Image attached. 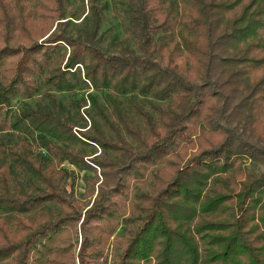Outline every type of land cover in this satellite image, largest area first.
I'll return each mask as SVG.
<instances>
[{
	"label": "trees",
	"instance_id": "16d2710c",
	"mask_svg": "<svg viewBox=\"0 0 264 264\" xmlns=\"http://www.w3.org/2000/svg\"><path fill=\"white\" fill-rule=\"evenodd\" d=\"M9 1L0 0L8 29L13 20L32 16L18 7L22 0ZM55 1L62 16L63 2ZM125 2L127 23L117 52L106 53L100 44L106 8L100 0H87L91 23L83 33L58 29L29 44L0 46V67L16 57L0 80V264H74L75 259L64 234L79 214L47 204L64 201L56 181L67 170L35 153L32 142L84 167L58 143L80 137L61 116L64 105L53 93L47 94L49 102L27 105L17 114L8 110L14 96L38 90L25 80L35 74L55 90L73 91L83 83L106 91L104 103L88 95L100 121L91 116L93 134L81 139L110 151L105 160L92 162L112 167L115 180L85 210L78 264L106 262L132 183L143 170L156 174L159 164L183 156L209 131L221 138L198 145L173 177L153 193H142L147 206L135 219L124 218L138 224L126 228L113 264H264V171L245 167L246 160L264 164V0ZM25 120L31 140L23 132L13 141L9 131L21 130Z\"/></svg>",
	"mask_w": 264,
	"mask_h": 264
},
{
	"label": "rangeland",
	"instance_id": "374dc122",
	"mask_svg": "<svg viewBox=\"0 0 264 264\" xmlns=\"http://www.w3.org/2000/svg\"><path fill=\"white\" fill-rule=\"evenodd\" d=\"M12 4V0L9 1ZM55 0H22L18 7L22 6L24 12L30 9V17L19 23L18 19L9 24L7 28L6 17L3 14L0 15V46L4 42L11 44L24 43L29 44L32 40H41L46 37L47 34L59 29L64 30L70 35H76L77 33H83L90 26L91 19L88 12L87 0H62L63 2V15H57ZM101 3L106 4V8L103 11L101 27L99 35L101 36V46L106 53H114L119 50L121 45V38L123 37V28L127 23L126 19V2L125 0H100ZM17 10V9H16ZM16 10L10 12L11 16L15 18ZM38 17V18H37ZM24 22V24H23ZM67 49V48H66ZM68 50V49H67ZM16 57H8L5 59L4 64L0 67V80L3 75L8 76L13 67ZM65 62L63 60L62 64ZM2 74V75H1ZM28 84L38 85V90L30 97H26L22 94L14 96L8 106L9 114H17L21 112L27 105L34 106L37 102H49L48 93H53L55 97L62 102L64 110L60 112L61 116L69 119L72 126V132H74L80 139L70 141L67 143L58 142L62 146H68V150L77 154L81 161L84 163V167L77 166L70 162L68 159H64L61 155L53 156L52 152L43 146H37L33 141V149L35 153L42 152L46 158H53L54 167L56 169L66 168V172H63L62 177L56 181L57 191L60 197L63 198V202H51L47 203L52 210L61 212L68 211L74 215L79 214V219L76 223H73L71 227H68L64 234V242L67 245V249L75 254L74 264H78L76 257L77 251L81 242L80 225L83 219L85 210L91 206L96 199L98 191L111 185L115 180L112 167H106L105 169L99 168L97 163L92 162V158H107L110 153L109 150H104L98 144H89L82 139L87 140L84 134L91 132L92 126L90 125L91 116L100 119L95 113L91 105V98L89 94H95L99 102H105V92L103 90H95L90 84L86 85L79 83L76 85L73 91L55 90L52 87L46 85L43 81V76L39 74L25 77ZM139 98H142L139 96ZM148 109L157 117L156 113L148 107ZM225 124V122H223ZM104 131L109 138H113V132L106 126H103ZM162 130V129H161ZM10 136L13 141H16L19 133H27L28 138L31 140L32 129L27 125V121L23 122L21 130H10ZM23 133V134H25ZM36 132H33L35 135ZM126 139L131 142L132 145H136V142L128 137L123 132ZM218 137V138H217ZM82 138V139H81ZM153 138V136H152ZM221 138L219 133L209 131L202 138H196L193 143L187 146L183 156H171L164 160L161 165L159 164L158 171L154 175H149L147 170H143L142 177L133 181L130 192V199L125 207L123 218H120L115 230L110 238L109 246L105 251L104 264H113L117 259L118 254L122 251L125 238L127 236L126 228L135 229L138 224V219L131 222H126L124 218L132 217L135 219L137 214L143 213L142 208L147 206V199L142 196V193L148 195L153 193V189L161 187L162 182L166 179L173 177L176 174L177 168L187 159L189 155H192L198 151L199 146H207L209 143L216 142ZM93 142V141H91ZM91 160V161H90ZM245 167L248 172L256 173L264 171V164L256 161L246 160ZM42 185L41 183H39ZM44 186V185H43ZM15 230V229H13Z\"/></svg>",
	"mask_w": 264,
	"mask_h": 264
}]
</instances>
